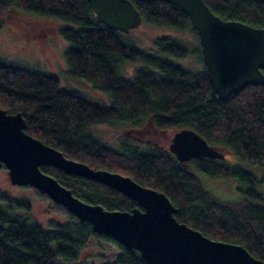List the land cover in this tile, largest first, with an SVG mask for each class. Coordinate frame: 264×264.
Returning <instances> with one entry per match:
<instances>
[{"label": "trees", "instance_id": "16d2710c", "mask_svg": "<svg viewBox=\"0 0 264 264\" xmlns=\"http://www.w3.org/2000/svg\"><path fill=\"white\" fill-rule=\"evenodd\" d=\"M132 1L142 13V21L191 29L199 36L188 14L178 6L165 0ZM204 1L222 18L264 27V0ZM10 9L60 20V34L70 42L64 53L69 73L91 82L110 101L101 103L65 88L52 73L0 59L1 108L21 111L28 133L66 155L94 168L129 175L166 193L178 208L175 216L179 221L211 238L242 244L264 260V193L262 180L252 170L219 158H198L195 162L207 176L238 181V191L250 201L237 214L210 202L189 171L172 156L140 149L130 139L115 148L90 131L100 123L126 122L132 126L146 119L161 125L188 126L210 143L229 149L236 159L264 166V84L246 85L225 99L213 97L201 45L192 49L177 37L161 35L154 40L160 52L145 50L122 31L98 21L88 0H0V11ZM192 53L198 55L202 67L195 69L172 59ZM125 61H142L143 65L127 77L122 73ZM42 169L87 202L107 209L139 206L102 182L68 174L53 165H43ZM2 198L0 194V202ZM23 204L29 209V201L24 199ZM16 208L0 205V264H86L78 259L95 236L120 247L115 261L103 264H150L138 250L96 233L90 222L74 215L45 228L18 214Z\"/></svg>", "mask_w": 264, "mask_h": 264}, {"label": "water", "instance_id": "95a60500", "mask_svg": "<svg viewBox=\"0 0 264 264\" xmlns=\"http://www.w3.org/2000/svg\"><path fill=\"white\" fill-rule=\"evenodd\" d=\"M98 21L111 29L129 32L143 15L132 0H88ZM152 1V0H142ZM188 14L199 34L203 61L212 96L227 98L242 87L264 84V27L214 13L204 0H165ZM21 111L0 107V167L8 170L12 184L29 185L62 204L81 221L92 224L98 234L111 236L129 249H136L150 264H264L244 245L211 238L181 222L169 196L145 186L129 175L72 158L60 148L26 131ZM136 131V130H134ZM171 150L184 165L196 156L223 158L220 146L211 144L192 127L178 129ZM43 165L68 174L102 182L135 200L131 210L107 209L76 196ZM187 170V168H186Z\"/></svg>", "mask_w": 264, "mask_h": 264}, {"label": "rangeland", "instance_id": "374dc122", "mask_svg": "<svg viewBox=\"0 0 264 264\" xmlns=\"http://www.w3.org/2000/svg\"><path fill=\"white\" fill-rule=\"evenodd\" d=\"M2 15L6 21H0V59L19 62L52 73L59 77L62 86L65 88L78 90L101 103L110 101L109 96L96 89L91 82L69 73L64 53L70 42L60 34L59 30L62 26L60 20L19 9L0 11V17ZM122 34L127 38L128 36L131 37L139 47L152 52L159 51L154 40L155 37L161 35L177 37L192 49H197L201 45L199 36L191 29L165 28L145 21H142L139 26L132 28L129 32ZM172 59L195 69L202 67L198 55L194 53L179 60L174 57ZM141 65H143L142 61H125L122 65V73L129 77L133 74L134 68ZM130 126L131 124L126 122L100 123L91 126L90 131L110 146L120 148L121 141L127 140L123 132ZM230 158L231 161L243 164L252 170L262 180L260 188L264 193V166L240 161L235 159L234 155ZM206 179L213 193L224 199L236 195L238 191L239 183L235 179H214L211 177ZM0 194L3 195L0 202L1 206H17L15 211L18 214L29 216L45 228H53L55 225L67 221L73 215L62 204L54 202L46 193L37 188L29 185L12 184L8 170L2 166L0 167ZM24 199L29 201V209L24 208ZM119 252L120 247L117 243L95 236L90 238L87 245L82 249L78 261L86 264H103L115 261Z\"/></svg>", "mask_w": 264, "mask_h": 264}, {"label": "flooded vegetation", "instance_id": "af4514ba", "mask_svg": "<svg viewBox=\"0 0 264 264\" xmlns=\"http://www.w3.org/2000/svg\"><path fill=\"white\" fill-rule=\"evenodd\" d=\"M1 20H5L3 15L0 17V21ZM132 126L124 130L123 135L127 139L132 140L140 149H152L153 151H156L158 153H163L172 156L179 164H181L182 167L187 168L189 173L196 180L199 188L206 195V197L210 202L221 206H226L237 214H240L241 211H244L246 205L250 201L245 195H243L240 191H237L236 195L228 199H224L223 197L217 195L216 193H213V190L206 182L207 180L206 178L210 176L203 174L195 165V162L197 161L198 158H212V157H208V156L192 157L184 165L179 161L177 155L171 150V143L173 141V137L176 131L182 127H188V126L161 125L153 120L148 121V119L139 122L137 125H132ZM216 145L219 146L218 144ZM222 148L220 147V149ZM222 152L224 153V157L219 158V160L221 159L222 161L229 163L233 162L231 161L232 159L230 158L233 155V153H231L229 149L224 148L222 149ZM214 179H219V178H214Z\"/></svg>", "mask_w": 264, "mask_h": 264}]
</instances>
